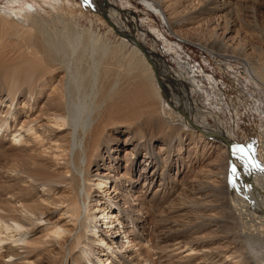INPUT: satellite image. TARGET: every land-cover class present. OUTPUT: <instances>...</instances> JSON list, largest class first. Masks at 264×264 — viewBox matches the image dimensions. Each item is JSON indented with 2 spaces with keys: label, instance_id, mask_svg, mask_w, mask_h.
Here are the masks:
<instances>
[{
  "label": "bare ground",
  "instance_id": "obj_1",
  "mask_svg": "<svg viewBox=\"0 0 264 264\" xmlns=\"http://www.w3.org/2000/svg\"><path fill=\"white\" fill-rule=\"evenodd\" d=\"M83 1L119 43L91 28L56 41L62 34H51L48 18L23 21L0 7V39L8 37L0 41V264H264L261 142L235 141L194 98L207 90L195 77L191 87L189 62L173 74L161 51L111 12V0ZM142 1L178 37L175 28L198 22L211 29L197 45L241 61L264 91V0ZM80 89L87 100L76 118ZM194 142L204 147L202 177L189 173Z\"/></svg>",
  "mask_w": 264,
  "mask_h": 264
},
{
  "label": "rangeland",
  "instance_id": "obj_2",
  "mask_svg": "<svg viewBox=\"0 0 264 264\" xmlns=\"http://www.w3.org/2000/svg\"><path fill=\"white\" fill-rule=\"evenodd\" d=\"M111 2L115 5V7H117V9H113L111 12L119 17V19H124L126 25L129 28H132L134 32L133 34L140 40L145 41L149 48H158L167 62L172 65L171 72L173 74H180L183 71H187L185 63L189 62L195 72L194 74L191 72L187 74L191 87H194V80L197 79L196 83L202 85L207 90L206 92L195 91L196 93L194 94V98L199 102V104L208 105L210 110H213L221 117V119L225 122V129L230 132L231 137L234 138L235 141L241 144L253 142L256 145L257 142L259 144L261 142L259 145L261 147H259V149L262 147L264 148V91L260 85L255 83V80L251 79L248 72L243 69V63L241 61L238 59L223 60L219 56H213L210 52L204 50L200 45H197V40H200V42L201 40L206 41L210 37L212 33V31H210L211 29L206 30L204 26L198 27L199 22L192 27L194 28L192 30L188 26H184L179 29L175 28L182 33L180 34L178 32L180 37L185 39L181 40L180 37L176 36L175 33L177 32L174 30L172 31L163 19V16L165 17L166 15L162 14V16L160 13H157L154 9L147 6L144 1L111 0ZM59 4L61 7H58L57 10H55V5ZM0 7L11 8L12 10L21 13L23 16L20 15L19 17H22L20 19L23 21H28V18H31L34 15L48 18L49 21H52H50L51 23L46 24L51 26L49 27L50 29H48L51 30V34L54 31L52 27H56L62 34V36L59 34V37L56 35L57 32L53 33L55 35L52 34L57 39H55L56 41L60 40L62 42H66L68 40V42H70L69 40H74L78 32L80 33L83 28H91L94 33L96 32V34L103 36V38H106L107 40H111L113 43H119L121 40L120 36L110 32V26L105 17L101 13L95 12L83 0H0ZM26 11L27 14L30 15H26ZM58 13H61V15L63 14L62 20L61 18H58V21L57 18H55L57 17L55 15ZM75 25L78 28H76ZM60 29H64L67 34L64 31V33L61 32L62 30ZM75 29L78 30L75 32ZM64 34L68 35V37L64 36ZM152 35H154V38ZM7 39L8 37H3L0 41H5ZM166 42L173 45L176 54L172 55L166 52L165 48H168ZM64 56L66 57V55ZM73 74L75 75V73ZM73 74L71 72L72 81L74 79L73 82L75 84L76 79L73 78ZM194 77L195 79L193 80ZM80 90H78L79 93L76 90L75 94H72V96L75 95L74 97L71 96L74 98L73 100L71 99L73 105L70 102V105H72L70 106V108L72 107L71 113L73 111L74 113L72 114L76 118L81 116L79 115L81 113L80 111L84 108V103L87 100L85 93H83L82 90L80 93ZM208 94H210L208 98L210 101L205 99V96L208 97ZM103 99L104 104L109 103V100L105 97V95H103ZM149 105L155 106L157 105V102L153 101V103L151 102ZM153 109L155 108L153 107ZM104 115L105 113H103L102 117H104ZM196 118L200 122H206L214 127L218 126L211 117L200 118L197 116ZM112 129L114 128L112 127L109 130ZM124 134L125 133H122V135ZM12 138L13 135H11V139ZM200 145L201 144L199 143L197 146L195 142L186 145V147L193 146V151L190 154L196 156L197 158L195 159L196 161L194 160V162L190 163L191 171L189 173L190 175H197L198 177H202V174L204 175L206 172L204 171L205 169L203 164L199 162L198 158L200 154L199 152L204 148ZM211 145L215 146V144H207L205 149L207 151H212L210 148ZM122 154L123 153H121V155ZM185 155L187 154L185 153ZM225 174L227 175L225 172L222 173L221 176L224 178L227 177L231 182H233V176L231 173L229 176H225ZM101 219L102 220L99 224L106 221V218L104 217ZM3 234L5 235V233ZM10 238L11 239L9 241H6L7 243L12 241V237ZM96 245L103 249L102 252L106 253V249H108L110 244H103L102 242L101 244ZM96 249L101 250L100 248ZM181 250L183 251V254L188 252L185 247L181 248ZM6 260L10 261L11 259L6 258Z\"/></svg>",
  "mask_w": 264,
  "mask_h": 264
},
{
  "label": "snow or ice",
  "instance_id": "obj_3",
  "mask_svg": "<svg viewBox=\"0 0 264 264\" xmlns=\"http://www.w3.org/2000/svg\"><path fill=\"white\" fill-rule=\"evenodd\" d=\"M235 152L246 154V149L243 146H237V148L235 149ZM236 172H237V169H236L235 165H233L232 166V173L235 175Z\"/></svg>",
  "mask_w": 264,
  "mask_h": 264
}]
</instances>
